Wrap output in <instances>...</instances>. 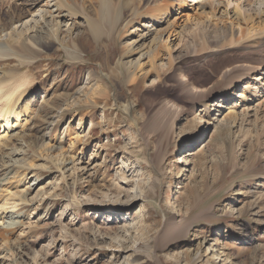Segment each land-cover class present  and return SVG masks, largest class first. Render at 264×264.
I'll return each instance as SVG.
<instances>
[{"label":"rangeland","instance_id":"obj_1","mask_svg":"<svg viewBox=\"0 0 264 264\" xmlns=\"http://www.w3.org/2000/svg\"><path fill=\"white\" fill-rule=\"evenodd\" d=\"M33 1L0 0L19 54L0 77L31 80L25 120L0 133V264H264L261 18L188 0L148 51L155 32L126 48L128 28L179 0H109L112 28L100 0ZM34 21L17 48L8 32Z\"/></svg>","mask_w":264,"mask_h":264},{"label":"bare ground","instance_id":"obj_2","mask_svg":"<svg viewBox=\"0 0 264 264\" xmlns=\"http://www.w3.org/2000/svg\"><path fill=\"white\" fill-rule=\"evenodd\" d=\"M42 1H44V0L33 1L34 3H30V4L31 5L37 4V3H40ZM187 1L188 0H179V3L178 2L176 3V5H177L176 9H174L173 4L163 6V3H159L156 6L149 7L148 13L146 12L147 16L144 15V13L138 15V18L149 17L150 19L147 22H150V23H147L146 21L145 22L142 21L143 23L139 24V28L135 27V26L132 28H128V31H130L131 33L134 31H136L137 33H135L134 38L129 39L130 42L128 43V45L133 44V46L125 45V46H127L126 48H137V47H139L140 45L143 44L144 40H146L148 37H150L151 33L155 32L154 37L151 39L150 43L147 45L148 51H154L157 47L156 45L158 44V41L160 42V39L162 38V36H166L168 38L171 35V33H172L171 27H172V25H174L175 21L179 18V15H178L179 11L178 10H182L183 5H185ZM221 1L226 2L225 7L223 8L224 16H227V17L229 16L230 19L232 18V20H235V22H237V23H241V24L244 23L246 26H248V28H251V29L252 28L256 29L257 27H259V30H260L258 32L259 37L264 38V26L262 27V23H263L262 21L264 19L261 20L262 18H264V6L258 7L256 11H253L255 13H251L249 10L246 11V10H243V8H242V6H243L242 3L247 4V2L250 0H221ZM44 2L46 3L47 1H44ZM100 2H101L102 7H101V12H100V18H98V19L99 20L105 19L103 22L108 23L110 25V28H112L115 24L114 23L115 20H114L112 14L114 13L117 6H116V4H114V2L109 1V0H100ZM60 3H62V2H60ZM258 3H259V5H261V4L264 5L263 0H258ZM43 6H44V4L41 6V8ZM44 7L45 8H42V12L49 11L48 6L47 7L44 6ZM39 18L43 19V13L42 14L39 13ZM138 18L136 19L137 20L136 22H138ZM256 18L257 19L261 18L257 22L258 24H260V25H257V27L254 26L255 25L254 19H256ZM132 21L133 20H131V21L129 20L128 23H131ZM26 24H27L26 22H23L20 25L21 29H18V27H16V26L13 27L12 29L10 28L11 30L7 34L9 39H14V40L17 39L18 40L17 48L19 47V42L21 40V36H22L23 32H27V31L32 30L34 28L35 24L38 25V22L34 21L32 25L28 24V26ZM164 24H165V26L160 27V29L156 30L157 32L154 31V29L157 26H161ZM22 28H24V30H22ZM99 28H100V24L98 21H95V22L92 21V23L88 26V30L92 33H95V34L98 33ZM251 29H249V30H251ZM37 30H39V29H37ZM253 32L251 35H257V33H253ZM14 43H15V41H11L12 45ZM8 45H9V47L4 46L3 43L0 42V59L4 58V57H9V56L13 57V56L19 55L18 52L16 50H14L9 43H8ZM14 52H17V53L15 54ZM124 52H127V49H125ZM19 58H21V57H19ZM22 59L24 60V58H22ZM169 60L172 61L171 59H169ZM23 62L25 63V60ZM172 68L175 69L174 62H171L170 66H169L170 70ZM16 72L17 71L14 72V70H13L12 72H10L8 74L9 76L6 75V76H8L7 78H1L2 76L0 77V133L2 134V135L1 134L0 135L2 136V138H4L3 140H6L5 138L9 137L8 133L11 132L12 128H16V127L18 128V124L21 121L25 120V116L27 114L26 112L28 111L27 108H28L29 102L27 100H25V102L23 103V100H24L23 97L28 90V86L30 85L31 80H28L25 77L20 76L18 74V72L17 73ZM179 83H180V81H179ZM183 89L188 91L190 94L193 93V94H196L198 96L203 95L200 90H197L196 87H194L190 83H188V84L184 83ZM226 91L227 90H224V92H226ZM23 117H24V119H22ZM0 139H1V137H0ZM7 139L9 141V138H7ZM6 142H7V140H6ZM6 142H4V143H6ZM2 145H3V143H2ZM5 183H6V181H5ZM0 196H1V193H0Z\"/></svg>","mask_w":264,"mask_h":264}]
</instances>
